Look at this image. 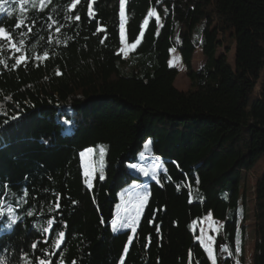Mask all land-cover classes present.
Here are the masks:
<instances>
[{
    "label": "trees",
    "instance_id": "1",
    "mask_svg": "<svg viewBox=\"0 0 264 264\" xmlns=\"http://www.w3.org/2000/svg\"><path fill=\"white\" fill-rule=\"evenodd\" d=\"M74 2L0 0L16 43L0 39V261L212 264L196 229L211 216L222 223L218 264H244L241 185L264 157V0H126L125 35L141 39L127 60L119 0ZM198 47L205 62L194 70ZM172 48L194 90L175 87ZM148 140L166 170L157 182L131 169ZM133 182L147 199L135 232L115 233L119 194ZM252 201L251 264H264V172Z\"/></svg>",
    "mask_w": 264,
    "mask_h": 264
},
{
    "label": "rangeland",
    "instance_id": "2",
    "mask_svg": "<svg viewBox=\"0 0 264 264\" xmlns=\"http://www.w3.org/2000/svg\"><path fill=\"white\" fill-rule=\"evenodd\" d=\"M123 26L125 25V16L123 20ZM201 30V27L198 26L196 30V36H199V31ZM228 43L227 45L230 44L231 37H228ZM122 45V44H121ZM123 47V45H122ZM134 52H122L123 57L125 60L128 59L130 54ZM224 52V50H219L217 53V57L220 56V54ZM233 55L234 52L231 51L229 54V62L233 66ZM205 59L203 55V50L201 48H197L195 51V56L193 60V69L197 70L202 64H204ZM169 65L172 68H176L179 71V76L177 77L175 81V87L178 90L181 91H189V90H194L195 87L192 84L189 76H188V69L183 62L179 51L176 48H172L170 51V59H169ZM262 78H264V70L262 74ZM86 154L85 156L82 157L81 155V163L84 171V176L87 180V186L89 188H92L93 182L95 179L96 175V166H95V151L93 150L91 153H88V150L83 152ZM88 162L91 165V173L89 175L85 174V162ZM158 166V167H157ZM143 168L148 172V175L145 176L140 169ZM131 169L137 173L141 174L142 178L147 181H158V177L160 173H165V167L163 161L154 156L152 153V140H148L145 145L144 149L141 152V154L137 157V163L131 166ZM264 172V157L261 158V160L254 166V168L246 175L243 177V182L241 185V194L244 191V186L247 185V199H249V203L247 205V210L245 213V217L247 219V222L245 220H242L240 223V226L242 227L243 225L247 226L246 229V248H245V253H244V264H251L252 261V253H253V242H254V231H253V191H254V186L256 183V180L263 174ZM146 195V190L144 186L140 182H133L132 185L127 187L125 190H123L119 194V203L116 206L115 209V218L112 223L113 231L115 233H120L123 231H128L132 230V228L127 227V217L134 215L136 212V205L138 202V199L142 196ZM146 201V200H145ZM145 201L143 203V206L145 204ZM143 208V207H142ZM142 208L139 209V216L141 213ZM240 211L243 210L242 207V202L240 203ZM139 218V217H138ZM137 218V220H138ZM136 220V222H137ZM136 226V224H135ZM222 227V223L219 221L214 220L211 216H207L201 223L197 224V231H198V241L200 244L203 246V248L206 250L207 247L209 246V241H211V247L214 250L215 247V240L217 233L219 232L220 228ZM207 252V251H206ZM208 254V253H207ZM214 254L215 250H214ZM224 254V253H223ZM208 257L211 260V257L208 255ZM217 257V256H216ZM217 264H218V258H217Z\"/></svg>",
    "mask_w": 264,
    "mask_h": 264
},
{
    "label": "snow or ice",
    "instance_id": "3",
    "mask_svg": "<svg viewBox=\"0 0 264 264\" xmlns=\"http://www.w3.org/2000/svg\"><path fill=\"white\" fill-rule=\"evenodd\" d=\"M44 2H45V0H40L41 4H43ZM125 2H126V0H119V10H120L119 11V15H120V19H121L122 22H123L124 16H125ZM79 3H80V0H75L74 3H71V8L75 9L77 4H79ZM21 7H23V3H21ZM0 11H4L2 6H0ZM8 15H11V13L9 12ZM148 15L152 16L153 13L149 12ZM75 19L77 21H79L80 20V16L76 15ZM157 20H159V16H157ZM144 23H145V25H147L148 21L145 20ZM29 31H31V29H29ZM57 31H59V29H57ZM140 36L143 37V33H140ZM0 39L7 40L8 42L11 43V46H12L13 49L16 48V43L13 42V36L10 34L9 31H6L5 27H3V26H0ZM132 39L134 40V42L129 43V41H128L126 35H125L123 23H121V26H120V42L123 45V47L121 48V52L133 51L141 44V39H137L135 37H133ZM21 43H23V41H21ZM44 56L46 58L47 57V53H45ZM24 60H25V57L24 56H20L18 61H17V63H23ZM13 118L15 119V118H18V117H13ZM92 151H93L92 149H89L88 153H91ZM81 155L83 157L86 154L82 153ZM101 155H103V150H101ZM91 171H92L91 165L86 161L85 162V174L89 175L91 173ZM140 171H142L145 176L148 175V172L145 169L141 168ZM146 199H147V195H144V196L140 197L138 199V202H137V205H136L135 214L127 217V225L126 226L132 228L133 232H135L136 220L139 217V209L143 207V203H144V201ZM57 207H59L58 204H57ZM28 214L32 215V213H28ZM17 219L18 218L15 215H13L11 217L10 221L7 222V228L11 229L13 227V225L17 222ZM51 223H52V221H49V224H51ZM42 231L48 232L49 229L47 227H45V228L42 229ZM63 238H64V232L61 231V232H59L58 239L56 240V247L60 246V243L63 240ZM31 247H32L33 250H35L37 248V245L35 243H33L31 245ZM222 250L227 251L226 248L222 249ZM236 250H237V252H239L240 251L239 247H237ZM206 251H207L208 255L211 257V259H212V264H217V257L214 254L213 248L211 247V241H209V246L207 247ZM24 259L26 261V264H30V261H29V258H28L27 255H25ZM0 264H5V261H0ZM39 264H51V262L50 261H46L45 259H41L39 261ZM122 264H123V262H122Z\"/></svg>",
    "mask_w": 264,
    "mask_h": 264
}]
</instances>
